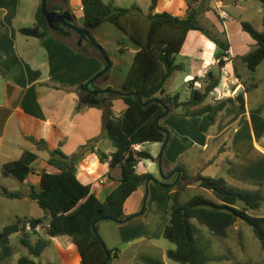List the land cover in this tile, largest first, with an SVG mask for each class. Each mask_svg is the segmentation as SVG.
<instances>
[{
	"label": "trees",
	"instance_id": "obj_1",
	"mask_svg": "<svg viewBox=\"0 0 264 264\" xmlns=\"http://www.w3.org/2000/svg\"><path fill=\"white\" fill-rule=\"evenodd\" d=\"M160 1L151 0L150 14L145 16L137 5L120 8L114 1L106 3L104 0H81L84 16L82 26L98 20L101 24L111 23L138 48L121 90L107 88L110 101L104 109L103 137L112 143L115 151L108 157L100 150H94L92 147L98 138L89 141L84 147L92 148L102 162L109 160L110 171L121 168L122 177L119 186L101 202L90 186L83 185L78 180L75 157L67 156L60 149L49 152L48 165L59 172H43L39 186L29 185L30 192L27 196L22 192H11L1 187L0 195L17 200L27 197L45 214L42 218H18L14 224L0 231V264L12 257L11 237L16 234L21 235V243L29 254L22 257L19 264H37L35 259L41 257L51 245V239L63 236L72 239L80 253L81 264H112L113 257H118L117 251L109 250L105 245L99 235L98 225L102 221L122 224L137 217L126 216L124 206L127 200L152 178L147 172L138 174V164L154 158L149 152L136 150L135 147L146 143L166 142L167 132L170 130L162 121L167 108L170 109L169 114L176 108H183L186 110V116L202 118L200 128L206 132L216 125L221 113L235 105L245 107L243 97L206 104L210 92L219 81L214 72L204 79V91L192 88L191 97L186 102H181L178 95L172 97L166 93L170 79L176 73L185 71V65L179 64L177 57L182 53L189 34L205 30L200 25L203 12L200 0H185L188 6L185 17L170 12L155 13ZM257 1L264 6V0ZM50 10L63 11L60 6ZM242 27L257 45L256 49L243 59L247 68L255 72L264 62V32H259L247 22H243ZM21 34L40 40L52 35L61 36L50 29L41 5L34 27L22 29ZM86 40L90 48L103 60L99 51ZM216 44L220 48L217 56L230 49L228 43L216 41ZM82 51L88 53L89 48L84 47ZM120 53H124V50L121 49ZM135 94L139 95L142 102ZM155 99L158 101L144 105ZM117 100H123L127 106L120 117H117L113 110ZM28 139L37 145L38 150H46L47 143L44 140L37 141L32 137ZM39 158L37 153L26 151L19 160L4 165V174L25 183L33 172L32 165ZM158 185L165 187L163 183ZM199 187L211 192L213 198L204 194L196 195L182 203L180 192L172 197L170 220L163 233V238L175 245L174 249L167 252L168 260L179 264H209L228 260L223 256L209 255V245L203 246L198 236L202 235L207 240L209 237L193 226V220L221 239H228L231 228L242 222L252 229L264 248V217H254L250 214L264 207L263 185L258 191L248 192L231 187L224 178L199 177ZM165 188L167 192L173 190L170 187ZM27 223L31 224L32 232L27 231ZM38 227L43 230V234H37ZM31 234L39 236L36 242L31 240ZM144 261L146 264H165L164 261L150 258Z\"/></svg>",
	"mask_w": 264,
	"mask_h": 264
},
{
	"label": "crops",
	"instance_id": "obj_2",
	"mask_svg": "<svg viewBox=\"0 0 264 264\" xmlns=\"http://www.w3.org/2000/svg\"><path fill=\"white\" fill-rule=\"evenodd\" d=\"M203 1L209 3V0H200L199 4L201 5ZM241 1L231 0V5H226L227 0H224V4L226 8L235 7L239 8L242 13L248 12L249 7L240 6ZM164 3L166 4L164 8H167L168 11L159 12L160 7L165 5ZM40 5L41 0H0V71H2L0 72V165L4 169V165L19 160L26 151L37 153L40 157L42 152L49 154L53 150L60 149L67 156L77 159L76 176L78 180L83 185L90 186L92 192L103 202L119 186L122 177L121 168L110 171L109 160L102 162L92 150V148L100 150L108 157L115 151L112 143L103 137L104 109L108 106L110 97L105 93L102 94L103 99L99 104H87L84 102V100H87V92L82 87L104 69L105 63L92 48H89L87 56L80 55L76 52V48H72V45L62 38L63 35H52L44 40L22 35V29L34 27ZM48 5L49 9L60 6L63 9L62 12L70 11L73 16H76L78 22L83 24L82 4L77 9L75 5H72V0H49ZM187 10L188 6L185 0H161L155 13L170 12L176 16L185 17ZM56 12L62 13L59 10H56ZM209 14L217 16L214 11ZM258 14L261 15L264 26V6L262 3ZM223 26L225 30V23H223ZM223 42L230 45L233 57L236 59L234 71L247 86L248 95L245 98V107L235 105L230 110L221 113L217 118L216 125L206 132H203L200 128L202 119L199 117L198 127L201 135L200 140L196 143L189 137H185L186 135H180L179 133L176 134L175 139L180 137L184 141H189L191 143L189 149L192 147L199 148L201 149L200 152L203 153L211 148L212 141H219L231 134L235 138L233 146L230 147L224 144L226 147L225 149L222 148L221 151L230 152L235 154L236 157L233 161L225 163V174L228 180L224 179L228 184L234 179L237 183L247 185L251 181L248 174L242 172V169L247 166L249 158L248 155L245 158L238 152L242 147L236 138H238L242 129H240L241 127L234 128V126L247 117L246 125L250 129L251 149L255 151V155L259 158L257 162L263 168L264 130H262L261 123H264V99L263 96L257 95L255 92L264 83L261 77L247 76L242 73L237 67V58L230 42L228 40ZM121 49L124 50V53H120ZM137 51L138 48L131 43L125 48L115 49L117 54L127 58L129 70ZM215 59L212 56L203 60V66L195 78L199 81H194L191 88L195 89L198 86L203 88V85L205 86L204 72L214 71L217 74V67L212 66ZM111 61L114 66L117 56L115 55V59H111ZM261 65L258 69L261 68ZM258 69L253 73H257ZM109 81L110 75L108 73L96 80L93 85H90V88L93 90L114 88L108 84ZM117 102V106L114 103L113 110L117 116H121L127 106L123 100H117ZM209 104L212 103L209 102ZM177 109L179 108L174 109L173 112ZM185 113L186 110L184 109L182 115H184L183 121L185 124H191L195 121L193 119H197L186 116ZM178 119L180 117L172 116L168 118V121L173 122ZM162 123L165 126L167 124L163 121ZM256 123L259 124V129L256 127ZM167 128L170 131L169 141L165 148L164 143H146L138 146L137 150L149 152L154 159L140 162L136 168L137 173L147 172L152 175L154 180L146 182L127 200L124 206L126 216L137 217L122 224L113 221H102L98 225L99 232L104 240L110 238L111 235L116 237L117 244L113 245L114 248L119 243L140 241V238L150 239L152 232H154V229H152L154 225L156 226L155 234L158 237L163 236L170 220V206L173 195L191 188L192 184L186 185L185 183L191 181L187 179L182 166H175L176 162H180L179 160L183 157L182 155H176L171 147L174 139L172 136L176 131ZM10 134H18L17 139H13ZM30 137L35 138L37 141L44 140L47 143L46 150H38L37 145L28 139ZM96 138H98V141L94 143L91 149L84 148L89 141ZM170 141H172L171 144ZM15 156L18 157L13 159ZM40 159L41 157L32 165L33 172L24 183L27 185L26 192H22L25 196L30 192L29 185L39 186L41 174L44 170L48 173L59 172L48 165L49 157L42 161ZM215 162L214 160L209 163L214 164ZM39 163L40 166L36 168L35 165ZM245 172L247 171L245 170ZM171 173L173 175L170 178L164 177V175H170ZM178 176V182L172 184L171 182ZM199 177L193 179L196 180L194 184L198 187ZM255 182H264V177H257ZM158 183H163L165 187H170L173 190L167 192L166 188L160 187ZM179 183L181 184L178 185ZM177 187L180 188L177 189ZM206 192L208 193V191ZM22 200L29 199L24 197ZM250 214L264 217L262 209L253 211ZM18 218L20 217H16L14 223ZM232 231H235L238 236L244 234L240 222L231 228L228 240H230ZM16 235L21 236L20 234ZM31 240L33 242L37 241L32 238ZM228 245L234 258L231 264H264L263 255H261L263 258L258 259L251 256L244 257L235 245L230 243ZM52 247H55L59 253L57 264H81L80 253L70 237L52 238L51 245L44 252ZM168 251L163 257L165 264H168ZM47 262L45 264H52L49 263L52 261Z\"/></svg>",
	"mask_w": 264,
	"mask_h": 264
},
{
	"label": "rangeland",
	"instance_id": "obj_3",
	"mask_svg": "<svg viewBox=\"0 0 264 264\" xmlns=\"http://www.w3.org/2000/svg\"><path fill=\"white\" fill-rule=\"evenodd\" d=\"M104 1L106 3L114 1L115 5L120 8H131L133 5H137L141 8L145 16L150 14L151 0ZM81 4V0H72V5H75L77 9L81 6ZM227 4L231 5V0H227L226 5ZM165 6L166 4L162 5L159 9V12L166 11L167 8H164ZM201 6L203 8V12L200 18V25L204 28L205 32L196 31L189 34L182 53L177 57V62L179 64L185 65V71L176 73L170 79L165 89L166 93L172 97L178 95L181 102H186L190 99L192 93L191 86L194 85V79L203 66V60L207 57L212 56L216 58V55H218V53L220 52V48L217 46L216 41L223 42L228 40L234 50V54L236 55L238 69L242 73H245L247 76L255 75L257 77H261L262 82L264 83V63H262L261 65L262 69L259 68L257 73H253L246 67L243 60L244 57L248 56L256 49L257 45L251 35H249L243 29L242 23H250L259 32H264L263 21L261 15L258 14V10L261 8V3L257 0H242L240 6L249 7L248 12L246 13H242L239 8L227 7L226 11L229 14L230 18L226 22H223L214 14H209L210 12H213V10L208 2H203ZM223 23H225L226 26L225 30ZM93 37L96 42L104 48L111 59L114 60L115 55L117 56V61L114 63V66L109 73L110 81L108 82V84L114 87L115 90L119 91V89L122 88L123 81L126 79L129 72V63L127 61V58L121 56V54H117L115 52V49L125 48L126 46H129L130 43L133 45V43L126 35H124L116 26L111 23L101 24L93 32ZM62 38L70 43L72 45V48H76V52H78L80 55L87 56V53H84L82 49L84 47L90 48V45L86 39H83L81 41L80 35L78 33L71 31L69 37ZM234 61H236V59H234ZM204 88V85L203 88L199 86L195 87V89L199 91H204ZM255 93L257 95L263 96L264 99V85L261 84L258 91H256ZM209 102L211 101L208 98L206 104H209ZM117 104L118 102L116 101L115 106H117ZM183 111L184 109L182 108L175 110L171 115L164 119L163 122H167L166 126L169 127L172 131H176L172 136V138H174L172 140L173 143L172 141H170V144L172 143L171 147L173 152H175L176 155H182L183 157L181 159L179 158L180 162L177 161L178 163L176 162L175 166H182L184 172L187 175V179L191 181L185 182L186 185L192 184L190 189H184L181 191L180 201L182 203H185L196 195L204 194L208 197H212L211 192L208 191L207 193L203 189L196 186V184H194L196 180L193 179H197L200 176L219 178L223 177L228 180L227 175L225 174V163L227 161H233L236 155L231 154L227 151H221L222 148L225 149L226 147V145L224 144H227L230 147L233 146L235 138L231 134L227 135L223 139H220L219 141H212L211 148L203 153L200 152L201 149L199 148L192 147L191 149H189V146H191V143L189 141H184L180 137L175 139V137H177L176 134L179 133L180 135H186L185 137H189V139H191L195 143L200 140L201 132L198 127V120H200V118L192 117L197 119H193L195 121H193V123L191 124H185L183 121L184 115H182ZM172 116H178L180 117V119L173 122L168 121V118ZM246 119L247 117L239 123V127V124H236L234 128L241 127L240 129H242V132L239 134L236 140L239 142V144H241L242 147V149H240V151L238 152L245 156V158L248 155L249 161L247 163V166L244 167L247 172H245L244 169H242V172L248 174L251 183L244 185L242 183H237L233 179L229 182V185L237 190L255 192L260 189L261 185L264 186V184H262L264 182H255V180H257V177H264V167L261 168L259 162H257L259 158L255 155V151L251 149L252 144L250 142V129L247 128ZM255 125L258 129L260 128L258 123H256ZM261 127L262 130H264V123H261ZM10 136H12L13 139H17L18 134H10ZM151 149L153 148L151 147ZM160 153L162 154L163 152L161 151ZM40 155L41 161L46 160L47 157H49V154L47 152H42ZM17 157L18 156H15V158L13 159H16ZM214 160L216 161L214 164L209 163ZM38 166H40V163L35 165L36 168ZM172 175L173 173L166 176L164 175V177L170 178ZM178 178L179 176L171 183H177ZM168 181L170 180L168 179ZM1 187H4L11 192H26L27 189V185L20 182L15 177L5 176L4 169L0 165V193ZM179 188L177 187V189ZM262 191L264 193V187ZM262 212H264V208H262ZM44 214L45 212L35 202L29 200L9 199L3 195H0V231H2L6 226L12 225L16 217L42 218ZM252 216L260 217L253 214ZM240 223L244 230V234L242 236H238L235 231H232L230 240H228L221 239L215 236L206 228L200 226L196 220L192 221V224L196 229H198L203 235L209 236V240H207L205 237L203 238L202 235L198 236L199 242L203 246L209 245V255L223 256L228 258V260L220 263L210 262L209 264H231L234 258L232 256V250L228 245L229 243L235 245L237 249L241 251L240 254L244 255V257L251 256L258 259L262 257L261 255L264 256V248L262 247V244L259 242V240L255 237L252 229L246 226L244 223ZM155 227V225L152 227V229H154V232H152L153 234L150 236V239L140 238V241L125 244L119 243L117 246H115V248L113 245L117 244L116 237L111 235L110 238H106V240H104L103 236L99 232L100 237L103 239L105 245L109 248V250H115L118 253L117 258L113 257L112 264H146L144 260L147 258L163 261V257L165 256L166 251L174 249L175 245L164 239L163 236L158 237L155 234ZM37 232L38 235H41L40 233H42L43 230L40 229ZM38 235L31 234V238L37 240L39 238ZM21 239L22 237L18 235H13L11 237L13 255L11 258L5 260L3 264H19V260L22 257H27L29 255L27 249L21 243ZM57 257H59V253L56 251L55 247H52L51 249L44 252L41 257L36 258L35 262L37 264H45L48 263L47 261H52L49 263L57 264ZM167 262L168 264H179L168 259Z\"/></svg>",
	"mask_w": 264,
	"mask_h": 264
},
{
	"label": "built area",
	"instance_id": "obj_4",
	"mask_svg": "<svg viewBox=\"0 0 264 264\" xmlns=\"http://www.w3.org/2000/svg\"><path fill=\"white\" fill-rule=\"evenodd\" d=\"M240 1V0H237ZM209 4L216 15L223 21L229 20L230 16L226 11V6L224 0H209ZM223 54V55H222ZM221 56H217L215 61H213L212 66L217 67V74L214 71L204 72L203 77L214 72L217 76L218 84L210 92L209 99L212 104H216L227 100H237L243 97L247 98L248 89L243 80L234 71V57L232 50L222 53ZM117 117H120L117 116ZM138 149V146L135 147ZM26 229L28 232H32L31 224L27 223ZM41 228L38 227L37 231Z\"/></svg>",
	"mask_w": 264,
	"mask_h": 264
},
{
	"label": "water",
	"instance_id": "obj_5",
	"mask_svg": "<svg viewBox=\"0 0 264 264\" xmlns=\"http://www.w3.org/2000/svg\"><path fill=\"white\" fill-rule=\"evenodd\" d=\"M48 2H49V0H41V8H42V12H43L44 17L48 21L50 29L52 31H56L55 24H62L63 26L71 29L72 31H74L76 33H78L82 37L81 41L84 38L88 39L90 41L91 45L94 46L99 51V53L101 54V56L104 60V63H105L104 69L101 72H99L94 78H92V80L90 82L86 83L82 87L88 93V96L86 98L87 100L86 101L84 100V102H86L87 104H91V105H97V104H99V102H98V100H96V97L99 95L108 93L109 91L108 90H102V89L93 90L90 88V85H93L96 80H98L99 78L110 73V71L113 67V64L111 62L109 55L106 53L104 48L96 42V40L93 37V32L101 25V21H99V20L95 21L94 23L88 24L85 27L77 26L74 23V20L77 18H76V16H73V14L70 11L67 10V11H64L62 13L56 12V11H51L49 9ZM135 95L142 102V99L139 97V95L138 94H135ZM91 97H93V98H91ZM157 101L158 100L155 99V100H152L148 103H145L144 105L147 106L150 103L157 102ZM169 112H170V109L167 108V111L163 117H166L169 114ZM159 122H160V119L158 120V123ZM167 134H168V137H167L166 142L164 143V148L167 146L168 141H169V133L167 132ZM151 180H154V179L153 178L149 179V181H151Z\"/></svg>",
	"mask_w": 264,
	"mask_h": 264
},
{
	"label": "flooded vegetation",
	"instance_id": "obj_6",
	"mask_svg": "<svg viewBox=\"0 0 264 264\" xmlns=\"http://www.w3.org/2000/svg\"><path fill=\"white\" fill-rule=\"evenodd\" d=\"M74 23H75L77 26L84 27V26H82V24H80V23L78 22L77 19L74 20ZM55 29H56V31H54V32H56V33H58V34H60V35H63L64 37H67L68 35H70V32L72 31L71 29H69V28L63 26L62 24H55ZM80 38H82L81 35H80ZM84 39H86V38H84ZM87 96H88V93H87ZM102 96H103V95H99V96H97V97H96V100H98V102H101V100L103 99ZM91 98H93V97H91Z\"/></svg>",
	"mask_w": 264,
	"mask_h": 264
}]
</instances>
